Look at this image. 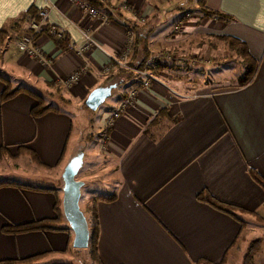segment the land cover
<instances>
[{
	"label": "crops",
	"instance_id": "0c3cea01",
	"mask_svg": "<svg viewBox=\"0 0 264 264\" xmlns=\"http://www.w3.org/2000/svg\"><path fill=\"white\" fill-rule=\"evenodd\" d=\"M193 1L103 0L98 9L108 21L100 23L64 0H0V30L6 31L0 75L12 89L24 88L45 102L53 99L77 110L74 114L86 113L84 100L95 88L114 86L110 114L127 92L137 87L134 79L121 81L113 75L115 69L101 74L124 44L122 22L128 19L110 16L108 6L128 4L143 17L142 36L149 59L158 58L168 65L157 72L148 89L137 91L133 105L111 126L105 127L109 114L103 119V128L108 129L101 147L103 161L113 168L117 182L108 195L115 196L113 201L95 203L99 264H218L223 256L228 264L231 250H239L238 241L233 244L239 223L197 201L202 190L217 202L255 212L264 219L260 216L264 193L247 173L252 170L264 179V0H202L207 9L225 19L203 17L196 4L183 10ZM40 11L46 13L44 28L31 40L49 60L46 67L17 48V41L28 30L29 13ZM25 14L22 23L17 21ZM185 14L189 17L184 18ZM50 26L67 38L66 51L61 52L47 35ZM86 29L97 48L79 59L74 51ZM218 36L239 40L257 62L255 74L245 86L218 80L215 70L207 68L217 63L212 49L206 48L201 56L186 53L205 40H219ZM190 57H202L206 63L191 67L187 62ZM81 65L85 71L74 85L64 88L57 84ZM180 72L209 81H200L203 85L187 94L181 83L185 74L180 79ZM4 87L0 81V94ZM34 104L24 92L0 102V147L5 148L0 163L25 159L28 164L21 169L23 177L25 171L32 173L37 168L59 175L79 151L83 159L85 149L75 151L74 142L80 139L73 136L72 115L53 107L55 110L33 119L29 110ZM23 149L36 155L38 165L20 153ZM56 196L53 188L1 185L0 228L53 219ZM237 215L243 229L244 218L250 219L248 225L255 224L253 216ZM243 229L241 244L246 242ZM70 239L68 233L57 231L0 232V261L44 254L33 264H51L49 257L64 255Z\"/></svg>",
	"mask_w": 264,
	"mask_h": 264
},
{
	"label": "rangeland",
	"instance_id": "374dc122",
	"mask_svg": "<svg viewBox=\"0 0 264 264\" xmlns=\"http://www.w3.org/2000/svg\"><path fill=\"white\" fill-rule=\"evenodd\" d=\"M194 4V1L191 4L186 3V5L182 8L183 10H189ZM165 27V24L161 26V28L163 29ZM161 28L159 27L160 30ZM206 48L213 50V53L211 52V54L216 57L213 58V60H217L216 65H211L207 68L215 70L214 75L220 76L218 80L224 79L227 81L235 82L237 84V79L241 71L240 59L229 50H227L221 41L215 39L205 40L202 44H200L199 48L187 50L186 53L190 55L198 54V56H201L202 54H204L203 52ZM204 73L206 74V71H204ZM183 75L184 77L181 83L184 84V88L186 89L187 94H190L191 91H193V89H196L198 86H202L203 84H201L200 81H209L204 76H200V79H198L199 77H196V79H194L193 74L191 75L189 72H180L179 78L181 79V76ZM153 76L155 77V75ZM198 83L200 84L197 85ZM114 91L115 90H112L110 96L105 98L104 101L95 110L90 111L84 109L86 113L81 114H74L77 110H73L71 107L57 103V101L53 99L47 98L46 100L48 105L63 109L64 111L72 115L73 136H77V139H80L79 142H74V146L76 147L75 151L80 150V147H84L85 149L82 159V166L74 177L75 181L82 184L79 189L77 207L85 220H88L89 218L88 199L96 196H108L111 193L114 184H116L117 182L114 171L110 170L112 167H110L107 162L103 161L104 153L101 150L104 141L103 135L106 131L103 128V119H105V117L110 112L115 94ZM23 164L27 165L28 163L25 159L21 158H19L18 160L11 159L9 162L6 161L0 163V183L22 184L35 189L53 188L56 191L58 197H61V174L57 175L54 172H45L42 169L37 168L32 173H30L29 171H25L24 173H26V176L23 177L21 176V171H24L21 170ZM53 215L55 216L54 212ZM260 216L264 217V212H262ZM244 220H246V223L245 228L243 229V234L246 238V242L244 244H241L239 241L236 243L237 246H239V250H231L229 254L230 259L228 264H241L243 255L246 252V243L251 242L255 239H261V244L259 250L252 257L250 264H264V224H260L254 220L255 224L251 223L250 225H248L247 222H251L249 221L250 219L244 218ZM61 227L63 229L67 228V230H61L57 232L66 234L68 233L70 235V246L68 248V251L64 252V255H51L48 259L49 261L51 260V264H93V262L88 257L87 248H74L72 246L73 234L68 228L65 220L62 223Z\"/></svg>",
	"mask_w": 264,
	"mask_h": 264
},
{
	"label": "trees",
	"instance_id": "16d2710c",
	"mask_svg": "<svg viewBox=\"0 0 264 264\" xmlns=\"http://www.w3.org/2000/svg\"><path fill=\"white\" fill-rule=\"evenodd\" d=\"M88 5H91L93 7L100 8V5L95 0H83ZM196 4V10L203 16H215L217 19H225L226 16L220 15L216 12H213L209 9H207L202 0H195ZM36 13H29V18L35 19ZM26 14L22 15L17 21H20L21 23L25 20ZM16 21V22H17ZM18 23V22H17ZM123 27L125 31L130 32L131 35V44H130V54L126 61V68H121L116 66L115 64L110 65V69H115V72L113 75H116L121 79H134V83L137 84L135 75L131 70H145L150 72L151 74L155 75L158 71L166 68L168 65L163 62L161 63L160 60L149 59V52L147 50L146 46V40L143 35V24H139L135 22L134 20L130 19H123ZM38 32L32 33V30L28 28V30L25 31L24 35L29 36L33 38L36 36ZM52 41L54 42L55 46L61 51L64 52L69 48V42L67 38L62 37L59 39H55L53 37H50ZM5 39H6V31L0 30V59L2 57L3 51L5 49ZM217 39H219L222 44L225 46L227 50H229L231 53H233L235 56H237L240 59L241 63V71L239 74V77L237 79L236 87L240 88L248 84L253 75L255 74L256 68H257V62L251 58L249 55L245 45L240 42L239 40L229 37V36H218ZM172 67V66H169ZM186 69V67H184ZM188 69V67H187ZM186 69V70H187ZM189 70V69H188ZM112 75V74H111ZM112 75V76H113ZM111 76H109L107 79H110ZM123 78V79H122ZM0 81L4 83V89L2 93L0 94V102H4L10 98H12L14 95H16L18 92H24L25 94L29 95L34 101L35 104L31 107L29 110V115L31 118H37L47 111L55 110L52 106L47 105L44 99L35 93H32L24 88H16L12 89L9 86L8 81H6L1 75H0ZM59 87H56V89ZM58 90V89H57ZM83 108L86 109V107L83 105ZM106 131L108 129L106 128ZM5 151V148L0 147V156ZM24 156L27 157L28 161L31 164L38 165V160L36 155L27 149H23L20 152ZM250 179L257 185L264 193V179L260 177L258 174H256L252 170L247 171ZM5 183H0L1 185H4ZM13 185V184H11ZM115 199V196H107V197H92L88 199L89 202V218L88 220H85L86 226H87V253L88 257L94 264H99L96 258V241H97V221H96V213H95V203L97 201H104V202H110ZM196 200L211 207L212 209L217 210L220 213H223L235 221L239 223L240 229L239 232L233 242V244L236 241H242L241 237V231L243 229L242 220L238 217L237 213L241 214H248L254 217L255 221L264 224V219L257 217L255 212H246L240 209H237L235 207L222 204L220 202L215 201L213 198H211L205 190H202L199 194L196 196ZM54 211V218L53 219H43L38 221H33L29 223L19 224V225H13L8 224L6 226H3L0 228V232L5 235H18V234H24L29 232H46V231H61V230H67V228H62L61 223L64 220L61 210V197L56 196L55 203L53 206ZM261 244V239H255L251 242L246 243V252L243 255L241 264H250L252 257L255 255V253L259 250ZM44 257V254H39L36 256H31L25 259H19V260H2L0 261V264H33L37 260ZM225 263V256H223L218 264H224Z\"/></svg>",
	"mask_w": 264,
	"mask_h": 264
},
{
	"label": "built area",
	"instance_id": "2783aa9c",
	"mask_svg": "<svg viewBox=\"0 0 264 264\" xmlns=\"http://www.w3.org/2000/svg\"><path fill=\"white\" fill-rule=\"evenodd\" d=\"M70 5L76 6L77 9L85 14V16L90 20H95L100 23H105L108 21L107 15L98 9L97 7H93L88 5L86 2L82 0H64ZM99 5L103 0H95ZM101 6V5H100ZM108 11L110 16L117 15H125L128 19L134 20L139 24L144 23L143 17L139 16L137 12L134 11L128 4H121L119 6H108ZM35 19H28V28L32 30V33L38 32L42 28H44V22L46 20V13L44 11H40L36 13ZM189 17L188 14L184 15V18ZM181 25V22L175 27V30H178V27ZM46 33L49 37H53L55 39H59L64 37L63 33L57 30L54 27H49L46 30ZM81 44L75 48V55L77 58L81 59L85 55L89 54L92 50L97 48L95 41L93 40L89 30H83L81 33ZM130 44H131V35L130 32L125 31V40L124 44L121 46L120 50L117 52L115 58L110 62L109 66L101 70V74H106L110 68L111 64H115L118 67L126 68L125 64L127 58L130 54ZM17 48L27 57L35 60L41 67H46L49 64V60L41 54L39 50H37L32 45L31 37L22 36L17 41ZM175 59V58H173ZM178 63H180V59H175ZM188 65L193 67L196 64L206 63V60L202 57H191L188 59ZM84 68L81 65L73 72H71L65 78L57 80V84L63 86L64 88H69L74 85L79 77L84 73ZM135 75L136 79V88L131 89L127 92L126 97L119 101L113 111L109 114L108 118L105 120V127L111 126L113 121L117 119L119 116L124 114L126 110L133 105L136 100V93L138 90H146L148 89L152 83L156 81L155 77L148 71L145 70H131Z\"/></svg>",
	"mask_w": 264,
	"mask_h": 264
},
{
	"label": "water",
	"instance_id": "95a60500",
	"mask_svg": "<svg viewBox=\"0 0 264 264\" xmlns=\"http://www.w3.org/2000/svg\"><path fill=\"white\" fill-rule=\"evenodd\" d=\"M113 85L93 89L84 100V106L95 110L110 94ZM82 166V152L72 156L64 166L61 173V210L68 228L73 234L72 246L74 248H86L87 226L85 219L79 212L77 201L81 183L74 180L75 175Z\"/></svg>",
	"mask_w": 264,
	"mask_h": 264
}]
</instances>
